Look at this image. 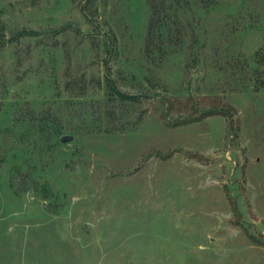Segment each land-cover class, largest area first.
I'll return each instance as SVG.
<instances>
[{
	"label": "rangeland",
	"instance_id": "1",
	"mask_svg": "<svg viewBox=\"0 0 264 264\" xmlns=\"http://www.w3.org/2000/svg\"><path fill=\"white\" fill-rule=\"evenodd\" d=\"M164 3L0 0V264H264V0Z\"/></svg>",
	"mask_w": 264,
	"mask_h": 264
},
{
	"label": "trees",
	"instance_id": "2",
	"mask_svg": "<svg viewBox=\"0 0 264 264\" xmlns=\"http://www.w3.org/2000/svg\"><path fill=\"white\" fill-rule=\"evenodd\" d=\"M162 3L158 4L155 2V0H149V3L152 7L151 9V17L148 27V33H147V39H148V46L147 48L151 50V46H153L155 49H158L159 51L163 52L162 46L164 45V33L163 28L165 29L168 26V15L160 13V7L162 6V9L164 11H167V8L165 6L164 0H160ZM202 2V5L204 7H209L211 4L215 2V0H200ZM164 5V6H163ZM81 12L84 14V17L95 25L94 19L87 13V10L83 4H80ZM97 12V11H96ZM7 25L5 23L0 21V42L3 43V46H6L8 43H12L14 38L20 39L21 37H33L38 34L36 30H29V29H22L20 31H10V33L13 35L12 37H7L5 34V29H7ZM179 33L184 34V32L179 28ZM7 39V40H6ZM13 39V40H12ZM159 39V40H158ZM155 40H158L155 44ZM163 44V45H161ZM110 46V44H109ZM154 49V50H155ZM256 60L258 62H264V47L260 49L256 53ZM109 77V76H108ZM108 86L110 88V95L118 97L122 102L123 101H138L140 98L137 94H129L120 88H118L112 79H108ZM223 111V110H221ZM14 118L16 125H19V122H21V119L16 115ZM32 127L26 126L23 128L20 126V130L18 133L12 134V137L14 140L18 143H29V140L32 139L37 144L40 142H43L44 140H52L56 136H58L61 133V128L59 125V122L50 114H42V116H35L33 115L32 120ZM11 131V130H10ZM47 137V138H46ZM20 174H17L16 177H22V180L24 182H34L33 178L31 177V174H24L22 175V172L19 171ZM32 188H36V190L43 194V196H48L47 193L49 191V187L45 183H37L35 182ZM48 198V197H47Z\"/></svg>",
	"mask_w": 264,
	"mask_h": 264
},
{
	"label": "water",
	"instance_id": "3",
	"mask_svg": "<svg viewBox=\"0 0 264 264\" xmlns=\"http://www.w3.org/2000/svg\"><path fill=\"white\" fill-rule=\"evenodd\" d=\"M73 139H74V136L70 134H64L61 137V141L64 143L71 142ZM90 226H91L90 224H86V231L90 229Z\"/></svg>",
	"mask_w": 264,
	"mask_h": 264
}]
</instances>
